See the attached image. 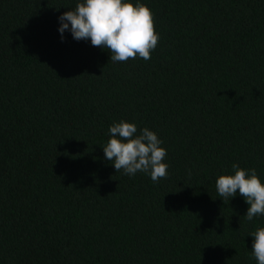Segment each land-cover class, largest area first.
<instances>
[{
    "label": "trees",
    "instance_id": "trees-1",
    "mask_svg": "<svg viewBox=\"0 0 264 264\" xmlns=\"http://www.w3.org/2000/svg\"><path fill=\"white\" fill-rule=\"evenodd\" d=\"M82 0H0V264H258L233 164L264 183V0H126L145 61L58 32ZM70 27V26H69ZM163 141L166 178L104 157L109 128Z\"/></svg>",
    "mask_w": 264,
    "mask_h": 264
},
{
    "label": "clouds",
    "instance_id": "clouds-1",
    "mask_svg": "<svg viewBox=\"0 0 264 264\" xmlns=\"http://www.w3.org/2000/svg\"><path fill=\"white\" fill-rule=\"evenodd\" d=\"M58 32L70 31L74 40H90L91 45L107 49L113 62L151 59L159 36L151 10L142 4L135 6L126 0H82L75 10H68L58 17ZM70 26V27H69ZM110 139L103 147L104 157L114 169L134 176L137 172L149 173L153 182L168 175L166 150L163 141L148 128L137 135L133 123L121 120L109 128ZM234 175H222L215 184L219 197L232 198L237 192L248 205L247 220L264 215V183L255 169L245 170L233 164ZM252 254L258 264H264V227L253 234Z\"/></svg>",
    "mask_w": 264,
    "mask_h": 264
}]
</instances>
